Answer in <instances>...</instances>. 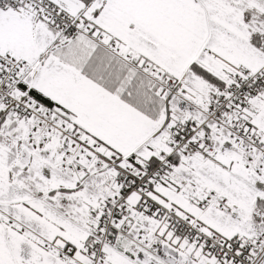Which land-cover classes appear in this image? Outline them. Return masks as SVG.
Masks as SVG:
<instances>
[{
	"label": "snow or ice",
	"instance_id": "obj_1",
	"mask_svg": "<svg viewBox=\"0 0 264 264\" xmlns=\"http://www.w3.org/2000/svg\"><path fill=\"white\" fill-rule=\"evenodd\" d=\"M0 264H264V0H0Z\"/></svg>",
	"mask_w": 264,
	"mask_h": 264
}]
</instances>
